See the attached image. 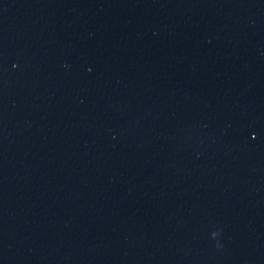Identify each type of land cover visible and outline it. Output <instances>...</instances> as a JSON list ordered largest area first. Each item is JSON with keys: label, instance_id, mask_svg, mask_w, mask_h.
<instances>
[{"label": "water", "instance_id": "95a60500", "mask_svg": "<svg viewBox=\"0 0 264 264\" xmlns=\"http://www.w3.org/2000/svg\"><path fill=\"white\" fill-rule=\"evenodd\" d=\"M0 264H264V0H0Z\"/></svg>", "mask_w": 264, "mask_h": 264}]
</instances>
